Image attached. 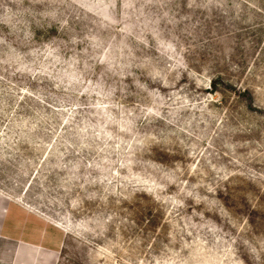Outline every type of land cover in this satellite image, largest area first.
I'll use <instances>...</instances> for the list:
<instances>
[{
  "label": "rangeland",
  "instance_id": "1",
  "mask_svg": "<svg viewBox=\"0 0 264 264\" xmlns=\"http://www.w3.org/2000/svg\"><path fill=\"white\" fill-rule=\"evenodd\" d=\"M0 264H264V0H0Z\"/></svg>",
  "mask_w": 264,
  "mask_h": 264
},
{
  "label": "trees",
  "instance_id": "2",
  "mask_svg": "<svg viewBox=\"0 0 264 264\" xmlns=\"http://www.w3.org/2000/svg\"><path fill=\"white\" fill-rule=\"evenodd\" d=\"M214 87H215V85H214Z\"/></svg>",
  "mask_w": 264,
  "mask_h": 264
}]
</instances>
